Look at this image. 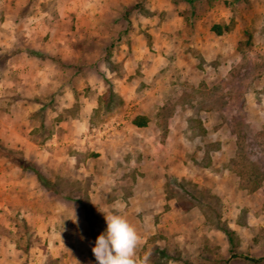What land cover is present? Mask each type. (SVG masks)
Masks as SVG:
<instances>
[{
    "label": "rangeland",
    "instance_id": "obj_1",
    "mask_svg": "<svg viewBox=\"0 0 264 264\" xmlns=\"http://www.w3.org/2000/svg\"><path fill=\"white\" fill-rule=\"evenodd\" d=\"M2 2L0 264H98L116 202L147 264H264V0Z\"/></svg>",
    "mask_w": 264,
    "mask_h": 264
},
{
    "label": "clouds",
    "instance_id": "obj_2",
    "mask_svg": "<svg viewBox=\"0 0 264 264\" xmlns=\"http://www.w3.org/2000/svg\"><path fill=\"white\" fill-rule=\"evenodd\" d=\"M123 205L116 202L113 211L105 213L106 230L101 233L92 248L98 264H147L136 258V249L141 243V237L135 227L122 214Z\"/></svg>",
    "mask_w": 264,
    "mask_h": 264
},
{
    "label": "crops",
    "instance_id": "obj_3",
    "mask_svg": "<svg viewBox=\"0 0 264 264\" xmlns=\"http://www.w3.org/2000/svg\"><path fill=\"white\" fill-rule=\"evenodd\" d=\"M22 1H24V0H13V1H11L10 2V0L6 3V1H4L3 0V2H2V5H4V6H7V7H9V8H11V9H13V11H15V12H18L22 7H24V4H22L23 2ZM28 1H31V0H26V2H28ZM25 2V3H26ZM1 124V123H0ZM147 124V123H146ZM0 130H1V127H0ZM30 130H25L24 131V133H25V136H24V133L21 135L20 133H18V132H16L15 134H14V139H12V140H14V142H13V144L16 142V140L17 141H19V143H20V145H19V148L20 149H22V147H26V149L28 148V143H27V141L29 142V139L27 138V133L29 132ZM0 137H1V134H0ZM56 140H55V138L54 137H52L51 138V141L48 143L47 142V144H49V145H54V144H56ZM15 146H17V144L15 143ZM39 148L40 147H36V145L33 147V148H31L30 147V150H28L29 152H24L23 153V155H22V157H24L25 159H27L26 157H28L29 158V160L30 159H32L31 161H33L34 162V164L39 168V167H41L42 165H43V163L41 164V162H43V159H47V164L46 165H51V164H53L54 163V159H55V155H56V153L57 152H53V149L51 148V147H48V148H46V147H44V148H42L43 150L42 151H44L45 150V152H42V151H40L39 150ZM25 150V149H24ZM69 155L66 153H64L63 152V156H62V159L64 160L66 157H68ZM65 161V160H64ZM1 163H3V165L2 166H8V168L7 169H10L9 167H11V170H13V171H17V172H19V175H21L19 178L20 179H18V177L16 176H14V178H12V179H9L10 181L9 182H11V183H13L14 185H19V186H21V185H23V186H25V187H28V184H26V181H28V179H27V177H29V181L30 182H33V183H37V179H36V177L34 176V175H32V174H29L28 172H25V171H23L21 168H19V167H17V166H15L14 164H12L10 161H8V163H10V164H7L6 163V165L4 164L5 162H4V160H3V162H1ZM45 166V165H44ZM13 167V168H12ZM4 168V167H3ZM1 178H0V180L2 179V175H4V173L5 174H7V170H4V169H2L1 168ZM40 170V169H39ZM41 171V170H40ZM42 172V171H41ZM6 180V179H5ZM25 181V182H24ZM1 183V182H0ZM31 185V184H30ZM28 191V190H27ZM30 193H31V191H30V189H29V191L27 192V197H30ZM31 195H32V193H31Z\"/></svg>",
    "mask_w": 264,
    "mask_h": 264
},
{
    "label": "trees",
    "instance_id": "obj_4",
    "mask_svg": "<svg viewBox=\"0 0 264 264\" xmlns=\"http://www.w3.org/2000/svg\"><path fill=\"white\" fill-rule=\"evenodd\" d=\"M214 32L216 35H220L222 33V30L220 27L218 26H214L213 27ZM114 94L112 92H109L108 95L103 94L100 99H99V105L101 106V108L105 111H110L112 108V100L117 99L118 104H120V100L116 97H113ZM147 123V118L144 116H137L134 120H133V124L137 127H143L145 126ZM9 160H11L9 157H7ZM13 163H15V165H17L19 168H21L23 171L28 172L32 175H34L37 179V181H39L40 183H42L46 188H49V183L47 178L44 176V174L39 170V168L34 164V162L32 161H28L25 158H23L22 156L19 157V159L12 161ZM225 233L227 235L230 234V231L225 230Z\"/></svg>",
    "mask_w": 264,
    "mask_h": 264
}]
</instances>
